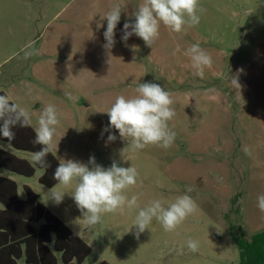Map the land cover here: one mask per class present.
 I'll return each instance as SVG.
<instances>
[{"label": "rangeland", "instance_id": "1", "mask_svg": "<svg viewBox=\"0 0 264 264\" xmlns=\"http://www.w3.org/2000/svg\"><path fill=\"white\" fill-rule=\"evenodd\" d=\"M142 3L143 0H0V91L19 105L36 129L44 107L55 106L60 123L51 148L61 159L88 164L94 156L96 164L105 169L113 162L136 168L137 184L124 194L130 199L138 196L141 189L139 207L129 210L125 206L123 214H103L102 222L89 228L80 211L71 209V205L76 206L74 201L56 204L51 200L53 191L65 192L70 198L74 185L48 189L38 181L40 169L32 177H24L0 168V175L17 182L21 197L23 185L30 186L43 203L54 205V211L78 230L93 250L82 264L101 260L112 264H238L235 235L250 239L264 229L251 231L245 224L251 218L244 217L252 198L264 194V0H199L204 9L200 23L180 33L161 25L152 48L134 34L126 42L122 40L124 23L134 22L132 13ZM115 4L121 7V19L115 29V44L107 50L103 47L107 21H101L100 15ZM98 22L103 26L98 28ZM196 43L213 61L204 69L203 77L194 74L190 58L184 55ZM177 45L180 52L172 55ZM112 50L122 57H110ZM66 51L74 59L80 52L89 57L91 52H98L94 55L99 60L104 58L114 64L110 72L101 70L102 74L88 75L94 85L101 87L96 106L95 90H72L80 96L81 103L93 101L88 109L80 111V102L53 89L44 80L48 78L44 73L35 72L37 62L47 60L48 55H57L55 61L65 59L62 54ZM132 52L133 61H140V70H134L135 62L122 67V59L127 62ZM37 67L43 71L42 66ZM56 67L48 65L51 71ZM232 76L238 78L239 91L231 83ZM145 82L159 84L171 94L175 116L169 127L176 137L168 149L149 145L133 152L118 131L110 128L109 116L103 111L117 96H135L138 84ZM182 89H190L198 100L183 102ZM203 102L210 105L209 117ZM223 128L226 130L221 131ZM109 134L117 139L108 142ZM0 144L34 161L35 153ZM188 188L191 192L187 194L197 205L195 213L172 232H166L153 219L137 239L133 225L140 208L153 199L167 207ZM236 197L239 199L234 204ZM189 240L199 243L197 252L189 250ZM19 263L26 264L23 260Z\"/></svg>", "mask_w": 264, "mask_h": 264}, {"label": "clouds", "instance_id": "2", "mask_svg": "<svg viewBox=\"0 0 264 264\" xmlns=\"http://www.w3.org/2000/svg\"><path fill=\"white\" fill-rule=\"evenodd\" d=\"M199 0H143L132 13L134 22H125L123 25L122 40L127 41L133 34L141 38L146 46L152 48L159 38L161 25L172 32L180 33L188 27L200 23ZM121 7L113 5L106 13L100 15L101 21H107L104 31L106 43L103 47L110 50L115 44V29L121 19ZM102 23L97 27H102ZM131 29V31H129ZM134 50H135V46ZM180 52L177 45L172 55ZM184 55L191 60V67L195 75L203 77L204 69L213 63L212 57L203 50L198 43L190 45ZM242 71V69L238 70ZM231 83L239 91L238 78L232 76ZM133 97L117 96L106 112L109 116V126L118 131L119 137L127 141L133 152L143 150L149 145H156L168 149L174 143L176 133L169 127V121L175 116L174 101L171 94L159 84L152 82L139 83ZM69 99H75L69 95ZM57 110L54 105H47L41 112L35 142L43 145L41 150L34 154L33 159L38 164H45V158L51 150L56 127L59 125ZM108 129H105L107 131ZM3 135L9 140L11 132L5 126ZM117 139L116 135L109 134L108 142ZM248 154L250 150L246 149ZM89 165H92L91 168ZM139 173L134 167H121L113 162L105 169L96 164L95 157L89 158L88 164L76 160H63L57 165L53 178L64 187L74 185L71 197L80 211L85 224L91 228L102 222V215L106 213L123 214L125 206L131 210L139 207L137 195L129 199L124 193L127 189L136 186ZM187 192L176 198L175 202L164 207L159 199H153L149 204L140 208L133 226H136V237L149 229L153 219H156L166 232L175 231L189 216L195 213L197 205ZM65 192L53 191L51 200L60 204ZM41 202L43 199L41 197ZM257 207L264 213V194L258 195ZM188 248L192 252L199 250V243L188 241Z\"/></svg>", "mask_w": 264, "mask_h": 264}, {"label": "trees", "instance_id": "3", "mask_svg": "<svg viewBox=\"0 0 264 264\" xmlns=\"http://www.w3.org/2000/svg\"><path fill=\"white\" fill-rule=\"evenodd\" d=\"M0 98H5L2 92ZM5 126L11 140L3 135ZM35 139L36 130L18 107L12 101L0 100V142L18 151L37 153L44 146ZM45 161L43 165L30 162L0 147V168L24 177H32L40 169L39 183L52 188L58 183L53 174L60 162L51 150ZM23 190L25 198L21 199L17 183L0 175V264H20V260L26 264H82L91 255V246L46 208L30 186L24 185ZM235 238L238 264H264V229L250 239L238 234ZM96 264L111 263L102 260Z\"/></svg>", "mask_w": 264, "mask_h": 264}, {"label": "crops", "instance_id": "4", "mask_svg": "<svg viewBox=\"0 0 264 264\" xmlns=\"http://www.w3.org/2000/svg\"><path fill=\"white\" fill-rule=\"evenodd\" d=\"M123 47H124V45H123ZM137 49L138 48H136L135 50H137ZM64 53L65 54H62V56L65 59L55 61V58L58 57L57 55H56V57H53L52 55H48V59L47 60H44V61H41V62H37L35 64V72H37L38 74L44 73L45 77H48L47 79H44V80L46 82L48 81L50 83L49 85L53 89H58L60 92H63L68 97H69V95H71L72 97L75 98V99H72V100L74 102H76V103L77 102H80L79 105H77L75 103L80 111L81 110H84V109H88L92 105L93 101L92 100H86V101H83L81 103L80 96H78L72 90L79 91V90H81V89H83L85 87L90 88L92 90H95L93 92V98H94V106H96V104L99 102V97L101 96L100 95V91H99V89L101 87L99 85H94V83L88 79V75H91L92 73L93 74H102L100 72L101 70H104V71L107 70L108 72H110V71H112L110 69V67L111 68H114V64L110 60H105L104 58L102 60H99L98 59V55H94V53H98V52H91L90 53V57H89V55H82L81 54L82 52H80V54H78V55L75 56V59L72 57L73 54H71V52L66 51ZM109 56L110 57H122L121 56V53L120 52H116L115 50H112L110 52ZM132 56H133V52L130 54L129 60L127 62H125L126 59H122V63H123L122 67H125L127 65L129 67L130 66V62H131V66H132V62H135L133 64L134 70H136V71L137 70H140L141 69V64H139L140 61L138 59H135L133 61ZM94 59H97V60H94ZM55 64L57 65V67L55 69H53L52 71L50 69H48V65L53 68ZM39 65H40V67L42 66L43 71H41L39 69V67H37ZM127 88H129V85H127ZM195 90H196V88H195ZM179 91H181L182 92V95L185 97L184 100H183V102L190 103L193 100H198L197 98H195V97L192 96L193 94H192V91L190 89H187V90L182 89V90H179ZM0 92H2L5 95V98H1V100L2 99L8 100L7 99V95L4 93V91H0ZM11 100H12V102L14 101L13 99H11ZM11 100H9V101H11ZM13 103L18 107L19 111L23 114V112L21 111L19 105L15 101ZM203 103L207 105V109L205 110V112H207L206 113V116L207 117L211 116L212 115V112H211V109L209 108V106H210L209 104H211V100H209V104L206 103V102H203ZM187 114L188 115L191 114V110L190 109L188 110ZM24 117L29 121V119L25 115H24ZM29 123L36 130V128L34 127V125L30 121H29ZM223 130L225 131L226 129L223 128L221 131H223ZM221 134H222V132H221ZM51 151L57 157V159L59 160V162H61L62 159L56 153V151L53 150L52 148H51ZM58 185H60L59 182L55 186H53L52 188H55ZM52 188H48V189H52ZM63 190H64V188H63ZM18 195H19V198H21V199L25 198V192H24V197H21L20 196V194H19V186H18ZM39 197H40V195H39ZM138 197H139V200H142V192H141V189H139ZM257 197L254 196V198H252L251 207L249 206L250 209L248 210V212L245 211L246 214L244 216V217H246V220H247L248 217L251 218L250 223L245 222V224L247 225V227L251 231H255V230H258L259 228H263L264 227V213H261L259 211L258 207H257ZM70 200L74 201L73 198L72 197L69 198L68 194L66 193L64 195L63 201H67L68 202ZM40 201H41V197H40ZM43 205L46 208H48L52 213H54L56 216H58L60 219H62L61 215H59L58 213H56L54 211V208H55L54 205L48 206L45 203H43ZM71 209L73 211H79L78 208H77V206H74L73 207V205H71ZM62 220L87 243V241L80 235V233H78V230L75 229L73 227V225H71L67 220H64V219H62Z\"/></svg>", "mask_w": 264, "mask_h": 264}]
</instances>
